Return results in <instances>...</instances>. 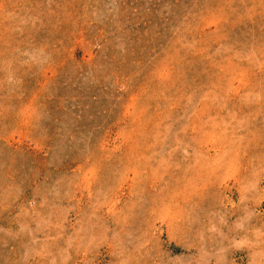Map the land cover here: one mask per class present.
Returning <instances> with one entry per match:
<instances>
[{
  "label": "rangeland",
  "instance_id": "374dc122",
  "mask_svg": "<svg viewBox=\"0 0 264 264\" xmlns=\"http://www.w3.org/2000/svg\"><path fill=\"white\" fill-rule=\"evenodd\" d=\"M0 264H264V0H0Z\"/></svg>",
  "mask_w": 264,
  "mask_h": 264
}]
</instances>
